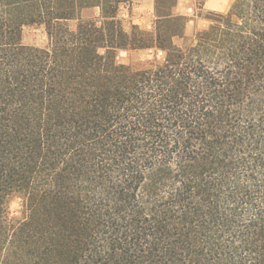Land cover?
Here are the masks:
<instances>
[{
	"label": "trees",
	"instance_id": "1",
	"mask_svg": "<svg viewBox=\"0 0 264 264\" xmlns=\"http://www.w3.org/2000/svg\"><path fill=\"white\" fill-rule=\"evenodd\" d=\"M137 1L0 0V264H264V0Z\"/></svg>",
	"mask_w": 264,
	"mask_h": 264
},
{
	"label": "rangeland",
	"instance_id": "2",
	"mask_svg": "<svg viewBox=\"0 0 264 264\" xmlns=\"http://www.w3.org/2000/svg\"><path fill=\"white\" fill-rule=\"evenodd\" d=\"M234 0H208V4L204 6V10H200L198 8V4L196 0L185 2V6L179 8L178 13L185 14L189 19L190 22L187 26V36L189 38H194L196 35V32L202 29H206L209 27L210 23L203 19L205 17V14L207 12H218V13H227ZM134 3L125 4L122 5L119 12V17L122 20L125 29L130 32L132 29V26L134 24V19L132 16V9ZM98 12V11H97ZM140 20V19H136ZM155 13L146 16L144 18L143 28L148 29V31H154L155 29ZM71 26L74 27L75 24L71 23ZM140 27V26H139ZM179 45H183V42L177 41ZM23 44L28 47H35L40 49L48 48L49 41L46 34V31L43 27L40 26H32L27 27L24 30L23 33ZM157 56V57H156ZM154 58H157V62L161 63L164 60V55L158 54L155 55L152 52H132V53H126L121 52L119 53L118 60L121 64H139L144 63L149 60H153ZM11 216L15 219H21L23 217L22 211H23V201L20 198H15L11 205Z\"/></svg>",
	"mask_w": 264,
	"mask_h": 264
},
{
	"label": "crops",
	"instance_id": "3",
	"mask_svg": "<svg viewBox=\"0 0 264 264\" xmlns=\"http://www.w3.org/2000/svg\"><path fill=\"white\" fill-rule=\"evenodd\" d=\"M188 1H192V0H179L178 1V6H177V9H176V13L177 14L186 16L183 13H178L179 12L178 10H179L180 6L181 7H184L185 6V2H188ZM206 4H208V0L205 1L204 6ZM154 13H155V3H154V0H140V1H137L133 5V9H132V16H133V19H134V24L137 25V26H140V28L142 30L148 31L147 28L144 29L142 27L143 26V23L142 22L144 21V18L146 16H150V15H152ZM136 19H140V20H136Z\"/></svg>",
	"mask_w": 264,
	"mask_h": 264
}]
</instances>
